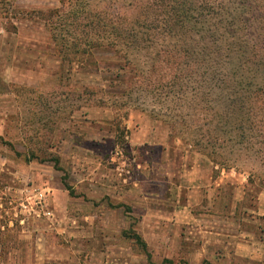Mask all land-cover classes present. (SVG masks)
<instances>
[{"label": "rangeland", "instance_id": "rangeland-1", "mask_svg": "<svg viewBox=\"0 0 264 264\" xmlns=\"http://www.w3.org/2000/svg\"><path fill=\"white\" fill-rule=\"evenodd\" d=\"M16 1L29 12L28 18L18 21L16 35L15 21H5L0 14V264L2 260L24 264L9 253L12 248L23 250L21 238L31 229L29 221L35 218L38 223L43 222L42 210L48 205L50 188L63 191L66 183L73 189L75 202H79L85 187L79 183L82 172L111 175L120 157L141 162V151L130 145L127 138L126 120L130 113L134 120L147 116L156 124L169 123L172 139L198 152L193 141L198 138L203 142V138L196 126L213 116L217 104L227 106V93L233 84L224 73V60L213 74V67L208 65L194 71L195 67L185 64L183 59L167 62L163 53L155 62L153 57L141 58L142 74L136 77L125 70L120 77L107 73L105 68L116 63L106 52L97 54L98 71L91 65L76 66L75 71L68 69L54 55L44 20L35 15L38 10L61 7L59 0ZM113 12H121L118 5ZM244 23L240 33V40L245 42L243 48L249 43L254 45L258 48L254 59L264 61V14L249 12ZM247 49L252 52L250 46ZM117 64L124 66L123 62ZM250 64L260 70L259 63ZM85 86L101 88L102 92L97 91L88 99L83 94ZM90 108L102 111H86ZM85 121L103 125L102 132L88 135L89 139L82 143L78 124ZM102 134L104 141L98 144L94 137ZM255 134L258 140H254L252 149H244V144L241 149L232 148L225 143L224 149L218 151L221 155L218 162L209 160L224 169L235 168L245 173L254 170L253 180L257 184L259 175L264 176V146L260 145L258 131ZM256 148L260 149L258 159L254 157ZM54 156L58 157L57 166L62 170L56 169ZM153 159L157 156L153 155ZM39 231L28 233L27 240Z\"/></svg>", "mask_w": 264, "mask_h": 264}, {"label": "crops", "instance_id": "crops-1", "mask_svg": "<svg viewBox=\"0 0 264 264\" xmlns=\"http://www.w3.org/2000/svg\"><path fill=\"white\" fill-rule=\"evenodd\" d=\"M126 122L141 162L120 157L111 175L82 172L79 202L67 189L50 188L45 226L29 221L26 235L39 233L30 241L23 236V250L12 248L9 255L24 264H264V189L247 173L179 144L166 124L147 116L134 120L131 113ZM99 123L80 122L79 142L102 132ZM94 139L101 143L103 134ZM129 228L146 252L123 235Z\"/></svg>", "mask_w": 264, "mask_h": 264}, {"label": "trees", "instance_id": "trees-1", "mask_svg": "<svg viewBox=\"0 0 264 264\" xmlns=\"http://www.w3.org/2000/svg\"><path fill=\"white\" fill-rule=\"evenodd\" d=\"M59 2L61 7L38 10L35 15L44 20L54 55L61 65L72 70L75 66L89 68L88 65H91L97 70V54L106 52L116 63L105 68L107 73L120 77L125 70L132 71L136 77L142 74L141 58L153 57L155 62L163 57L160 53L167 62L176 63L178 59H183L185 64L191 63L194 71L208 65L213 67V74L217 72L215 67H222L220 63L224 60V73L233 80L227 93L228 104L225 108L217 104L213 116L196 126L203 134L199 136L203 142L197 138L193 143L199 153L215 163L221 156L218 151L224 149L225 143L232 148L241 149L240 145L244 144V149H252L254 140H258L255 139L257 131L258 137H261L260 145L264 146V134L261 136L264 132V61L254 59L257 47L246 44L252 49L248 53L247 47L243 48L245 42L240 40V33L246 25L244 17L255 11L264 14V0ZM116 5L121 12H113ZM0 10L5 21L22 22L29 14L10 0H0ZM13 27V32H16L17 27ZM121 62L124 66L117 64ZM250 63H259L260 70L257 71L258 68ZM100 89L85 86L83 94L90 99L97 91L102 92ZM206 108H210L209 105ZM174 125L171 123L176 130ZM259 150L254 152L256 159ZM52 159L56 169L62 170L57 166L58 157ZM247 174L249 181L254 182V170H248ZM259 176L257 187L264 189V176ZM64 186L74 196L71 186L66 183ZM123 235L146 252V245L136 232L127 230ZM167 263L172 264L170 261Z\"/></svg>", "mask_w": 264, "mask_h": 264}, {"label": "built area", "instance_id": "built-area-1", "mask_svg": "<svg viewBox=\"0 0 264 264\" xmlns=\"http://www.w3.org/2000/svg\"><path fill=\"white\" fill-rule=\"evenodd\" d=\"M42 197H43V194L40 192L39 193V198L42 199Z\"/></svg>", "mask_w": 264, "mask_h": 264}]
</instances>
